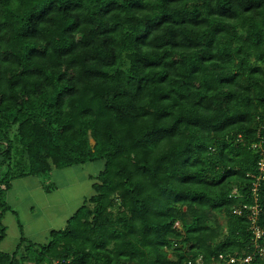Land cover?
<instances>
[{
    "label": "trees",
    "instance_id": "16d2710c",
    "mask_svg": "<svg viewBox=\"0 0 264 264\" xmlns=\"http://www.w3.org/2000/svg\"><path fill=\"white\" fill-rule=\"evenodd\" d=\"M260 161L264 0H0V242L14 181L104 163L63 228L0 264L253 252Z\"/></svg>",
    "mask_w": 264,
    "mask_h": 264
},
{
    "label": "rangeland",
    "instance_id": "374dc122",
    "mask_svg": "<svg viewBox=\"0 0 264 264\" xmlns=\"http://www.w3.org/2000/svg\"><path fill=\"white\" fill-rule=\"evenodd\" d=\"M103 167V162H94L82 166H75L71 168L69 167L66 169H54L47 178L37 177L39 181L45 182L49 185L52 184L53 194L47 196L43 194V197H46L45 201L40 200L36 196H34V201L33 199H31L30 201L28 200V203H32V201L33 203H36L34 211L27 207V201L24 202L23 205L20 204V206L18 207V217L19 220H21L20 222L22 224H29V222H33L34 224L36 220H38V216H40L41 214V212L38 211L40 210V208H46V203L51 208L55 206L58 207L67 205V214L71 217L74 212L82 205L83 200L94 193V190L92 188L93 182L89 180V176L97 174L100 170L103 169ZM17 191H19V186L15 184L13 192ZM10 215L11 214L9 212L5 214L4 223L8 225V230L6 238L2 242H0V250L3 252H14L20 241L19 229L9 221V219H11ZM12 218L13 223H16V220H18V218L14 216ZM218 222L222 223L223 218H219ZM34 234L35 235L33 237H29L31 241L37 243L47 242L48 234L44 233L42 229H38V231H35Z\"/></svg>",
    "mask_w": 264,
    "mask_h": 264
},
{
    "label": "crops",
    "instance_id": "0c3cea01",
    "mask_svg": "<svg viewBox=\"0 0 264 264\" xmlns=\"http://www.w3.org/2000/svg\"><path fill=\"white\" fill-rule=\"evenodd\" d=\"M15 184L19 186V191L17 192H13ZM43 194L47 196L52 195L53 193H46L43 190L42 181H39L37 177H27L14 181L13 187L8 193V201L12 206L13 210L16 211V213L9 212L11 214V219H9V221L19 229L20 237L23 233L27 237H33L35 235L34 232L38 231V229H42L44 233H48L52 229H59L66 225V222L70 217L67 214V205H62L58 207L55 206L51 208L48 206L47 203L45 204L46 208H40V210L38 211L41 212V214L40 216H38V220H36L34 224L33 222H29V224H22L20 222L21 220H19L18 217V207L20 206V204L23 205L24 202L27 201V207L34 211L36 207V203H33L34 196L38 197L42 201H45L46 197H43ZM31 199H33L32 203H28V200L30 201ZM13 216L18 218V220H16V223H13ZM20 224L22 225V228L20 227ZM5 225L8 226L6 223Z\"/></svg>",
    "mask_w": 264,
    "mask_h": 264
},
{
    "label": "built area",
    "instance_id": "2783aa9c",
    "mask_svg": "<svg viewBox=\"0 0 264 264\" xmlns=\"http://www.w3.org/2000/svg\"><path fill=\"white\" fill-rule=\"evenodd\" d=\"M264 174V161H260L259 163V171L256 176H253L256 180L253 183V192L256 196L257 200V190L260 184V180H262ZM235 192V191H234ZM247 207V206H245ZM252 214L250 219L252 221L251 231L253 233V244L255 246V250L250 253H220L217 256L212 257L210 260H206L203 255H198L195 258H191L188 264H264V247L260 245L261 240L264 237V229H262L257 224L258 214L260 209L258 205H255L251 208ZM236 213L240 214L241 211L237 210ZM177 227H180L179 223H176ZM258 259V261H256ZM54 264H60L59 261H55Z\"/></svg>",
    "mask_w": 264,
    "mask_h": 264
}]
</instances>
